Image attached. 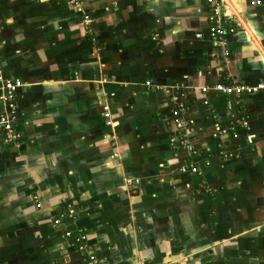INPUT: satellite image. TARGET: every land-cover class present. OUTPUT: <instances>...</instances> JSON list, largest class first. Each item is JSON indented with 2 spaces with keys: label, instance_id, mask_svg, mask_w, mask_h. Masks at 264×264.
Wrapping results in <instances>:
<instances>
[{
  "label": "crops",
  "instance_id": "1",
  "mask_svg": "<svg viewBox=\"0 0 264 264\" xmlns=\"http://www.w3.org/2000/svg\"><path fill=\"white\" fill-rule=\"evenodd\" d=\"M229 1L221 48L207 0H81L86 26L69 0H0V72L22 83L20 139L0 131V264H186L226 244L264 256V89L200 91L264 84V0ZM214 123L237 137L212 138ZM77 229L85 251L64 235Z\"/></svg>",
  "mask_w": 264,
  "mask_h": 264
},
{
  "label": "built area",
  "instance_id": "2",
  "mask_svg": "<svg viewBox=\"0 0 264 264\" xmlns=\"http://www.w3.org/2000/svg\"><path fill=\"white\" fill-rule=\"evenodd\" d=\"M210 4V9L208 13V27H207V37L210 42L213 44L220 46L221 48H225L227 45V35L234 32L233 28H223L220 23H218V18L221 13V8L223 4V0H207ZM69 3L74 7L75 11L81 17V22L87 25L90 22V18L88 14L85 13L81 0H69ZM255 4L259 5L260 1L254 2ZM196 38H201L202 34L197 33L195 35ZM146 86L150 85V82H145ZM22 86V83L18 79H10L5 78L2 73L0 72V102L3 105L4 110L0 112V131L3 132L6 141L8 142H16L20 139V132L17 129V122H18V112L15 103V94L17 90ZM264 89V84H257L254 86L238 84V85H226L223 83H216L212 86H204L200 88L202 93H205L209 90H213L215 92L221 93L227 97L231 96H240L242 94H252L257 92L258 90ZM208 102L205 100L203 104H207ZM230 107V102H228ZM186 109L181 101L175 102V107L171 112L173 117V126L177 132H184L191 128L193 125L192 120L184 121L181 117L184 115ZM103 117L107 119V124L110 125V112L108 106L103 107ZM245 124V123H244ZM231 134L232 137H237L235 133V129L233 126L230 127H221L218 124L214 123V131L212 133V138L216 139L218 135H226ZM170 142L172 144L177 143L178 141L176 138H171ZM179 145L185 148L187 155L194 156L197 154V150L184 139H179ZM209 150L207 149L206 152ZM222 157L227 158L228 154L223 151L219 152ZM187 169L191 173L199 174L198 168L191 163L186 165ZM185 167H183V170ZM186 170V169H185ZM68 218L73 219V212L69 211ZM59 219L54 220V224L59 223ZM66 237H72L73 242L76 245L78 251H85L87 248V236L85 232L81 229H77L75 233L71 231H66L64 233ZM94 258L93 256H88V261H92Z\"/></svg>",
  "mask_w": 264,
  "mask_h": 264
},
{
  "label": "rangeland",
  "instance_id": "3",
  "mask_svg": "<svg viewBox=\"0 0 264 264\" xmlns=\"http://www.w3.org/2000/svg\"><path fill=\"white\" fill-rule=\"evenodd\" d=\"M236 242H238L237 246H239L241 241ZM235 249L236 248L233 245L229 244H226L223 247L217 245L216 256L213 257L211 250L195 256H187L188 258L186 257L185 261L187 262L186 264H208V260L203 259H206L207 256H210V258H214L213 264H262L264 262V256L255 253V251L254 253L257 256H255V259H251L252 257L248 253L243 252L245 249H242L243 251L239 250L237 252H235Z\"/></svg>",
  "mask_w": 264,
  "mask_h": 264
},
{
  "label": "bare ground",
  "instance_id": "4",
  "mask_svg": "<svg viewBox=\"0 0 264 264\" xmlns=\"http://www.w3.org/2000/svg\"><path fill=\"white\" fill-rule=\"evenodd\" d=\"M224 1H226V3L229 5V7L231 8L232 12L236 13V12H235V9L233 8V6H232V4H231V2H230L229 0H224ZM229 7H228V8H229ZM237 15H238V14H237ZM237 19H239V18H237ZM245 29L247 30V32L249 33V35L252 36V34H251V32H250V29L248 28L247 25L245 26ZM257 47H258V46H257ZM261 51H262V50H261Z\"/></svg>",
  "mask_w": 264,
  "mask_h": 264
}]
</instances>
